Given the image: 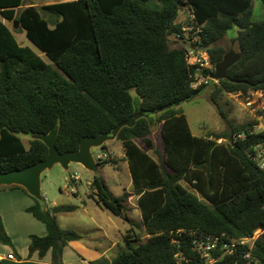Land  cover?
Segmentation results:
<instances>
[{
	"label": "trees",
	"instance_id": "obj_1",
	"mask_svg": "<svg viewBox=\"0 0 264 264\" xmlns=\"http://www.w3.org/2000/svg\"><path fill=\"white\" fill-rule=\"evenodd\" d=\"M184 5L192 7L203 25L200 46L210 56L213 75L230 52L220 41L238 28L236 53L241 58L227 79L211 84L215 106L223 93H264V19H254V0H71L43 6L0 0V173L47 158L48 147L33 138L26 146L24 135L57 130L56 148L63 154L78 151L85 137L112 132L136 109L149 116L123 127L117 136L142 220L130 218L127 192L115 196L95 175L90 197L130 229L124 235L125 250L112 260L91 264H176L178 246L190 264H204L193 251L190 232L233 240L250 238L258 230L263 234L252 258L264 264V172L248 156L264 133L250 135L258 126L251 122L193 135L181 105L207 86L192 88L195 67L187 61L186 47L175 40V34L182 33L178 19ZM5 21L13 26L18 22L46 59L21 46ZM153 115L161 125L162 150L150 138ZM242 133L248 137L235 140ZM108 163L118 162L109 159L99 165ZM8 188L33 199L27 212L46 228L44 237L31 236L29 255L37 252L44 258L51 251L52 264H64V248L82 235L61 229L57 215L77 207H44L24 188ZM0 242L12 245L1 216ZM248 251V246H240L228 256L218 250L214 264H247Z\"/></svg>",
	"mask_w": 264,
	"mask_h": 264
},
{
	"label": "rangeland",
	"instance_id": "obj_2",
	"mask_svg": "<svg viewBox=\"0 0 264 264\" xmlns=\"http://www.w3.org/2000/svg\"><path fill=\"white\" fill-rule=\"evenodd\" d=\"M71 0H25V5L33 4L35 6L49 5L59 2H65ZM253 13L255 20L264 19V2L263 0H254ZM187 15H181L178 19V23L182 26L187 22ZM10 28L14 31L16 40L21 46L30 47L41 57L46 59L45 55L29 41L24 30H20V26L14 28L12 22H8ZM238 28L233 27L227 35L220 41V44L225 46L230 51L236 52L237 44L236 37ZM214 86H207L204 91L195 98L185 101L181 107L188 118L189 125L192 132L195 135H206L209 132H223L229 128L230 125L239 126L242 124H248L251 122H258V126L264 128V110L253 111L244 104V97L239 94L223 93L217 98V106L212 102L211 92ZM133 95L137 98L136 92L133 91ZM154 120L156 115H153ZM258 130V129H257ZM32 137L29 135L22 136V139L26 146H29V140ZM154 147L158 150H162V134L161 125L155 120L152 125V134L150 135ZM141 147H144V143L141 140L137 141ZM107 149H93L95 160L98 163L103 162L98 160L99 155L107 153L110 159H115L118 163L113 165L108 163L103 167H99L98 171L91 172L86 170L79 164L71 163L68 169H64L61 165L56 164L51 169L46 170L42 175V203L44 207H49L52 204L55 205H70L74 202L75 196L73 193H77L82 199L88 201L89 196L92 194L90 189L91 182L95 175L101 176L107 183L109 189L115 196H122L124 193L129 194L127 201L128 214L133 221L141 222L142 216L138 208V196L135 193L132 177L127 162L123 154V148L120 141H108L104 144ZM150 154L153 151L149 150ZM76 176H78L77 179ZM189 190L193 191L196 195L201 197L194 189H192L187 183L182 182ZM8 187H3L1 190H7ZM202 199V197H201ZM76 200V199H75ZM204 201V199H202ZM78 201V202H77ZM75 203H79L77 200ZM86 210L94 217H100L107 226H112V220L117 225L121 226L123 232L125 229L130 228V225L124 222L122 219L112 215L109 211L103 209L99 211V216L95 213L94 207L91 204L86 206ZM90 217L84 212L82 208L73 215H62L60 217L61 229H69L73 226H87ZM141 233H143L141 231ZM263 234V233H262ZM143 238L146 236L143 234Z\"/></svg>",
	"mask_w": 264,
	"mask_h": 264
},
{
	"label": "crops",
	"instance_id": "obj_3",
	"mask_svg": "<svg viewBox=\"0 0 264 264\" xmlns=\"http://www.w3.org/2000/svg\"><path fill=\"white\" fill-rule=\"evenodd\" d=\"M6 23L8 24V22ZM193 135L199 137L203 136L195 135L194 133ZM115 141L118 140L115 139ZM121 156L125 159L124 149ZM1 189L0 216L3 219L5 230L12 240V245H4L0 242V262L3 264H52L51 251H49L44 258H40L37 252L32 256L29 255L31 236L44 237L46 235L45 226L31 213L27 212V209L34 205L33 199L19 189ZM73 194L76 200H72L74 203L70 205L76 206L77 209L73 212L58 214L57 219L59 225L62 215H73L82 208L84 212L89 215L90 220L86 223L87 226L72 225L69 229H65L81 234L82 239L72 241L64 248L63 263L91 264L103 258L112 260L126 249L124 235L130 228L125 229L123 232L121 226L117 225L112 220H110L112 226H107L100 217L94 218L86 210V206L91 204L94 207L95 213L99 216V211H103L104 208L97 203L96 199L89 196L88 201H85V199H82L77 193ZM77 200H80L79 203L81 205L75 203ZM56 206L57 205L52 204L48 208ZM11 254L14 256V259H8V256Z\"/></svg>",
	"mask_w": 264,
	"mask_h": 264
},
{
	"label": "built area",
	"instance_id": "obj_4",
	"mask_svg": "<svg viewBox=\"0 0 264 264\" xmlns=\"http://www.w3.org/2000/svg\"><path fill=\"white\" fill-rule=\"evenodd\" d=\"M181 15H187V22L182 26V33L175 34V40L183 44L187 49V61L191 66L195 67L196 75L192 83V88L198 90L203 86L211 84H219V81L214 79L213 64L210 56L201 44V34L203 32V25H200L195 17L194 11L191 6L184 5L181 8ZM244 104L246 107L257 111L264 110V93L261 91L253 92L247 97H244ZM258 129V130H257ZM264 133V128L257 126L254 130L250 131V135ZM248 137V134L242 133L235 137V140H243ZM248 156L264 172V140L254 145L248 152ZM110 157L107 153L99 155L98 160H109ZM76 176L75 179H77ZM179 231L178 233H180ZM262 230H258L250 238H240L233 240H225V236L204 235L197 232H190L192 237L193 251L200 256L204 264H214L217 261L215 253L222 250L226 255H235L240 246H248L249 251L244 255V259L248 261L247 264H260L258 260H253L252 249L255 242L259 239ZM176 264H190V260L186 257L181 247L178 246L177 254L175 255ZM8 259H14L11 254Z\"/></svg>",
	"mask_w": 264,
	"mask_h": 264
},
{
	"label": "water",
	"instance_id": "obj_5",
	"mask_svg": "<svg viewBox=\"0 0 264 264\" xmlns=\"http://www.w3.org/2000/svg\"><path fill=\"white\" fill-rule=\"evenodd\" d=\"M18 26L19 23L17 22L14 28ZM240 58V54L234 51L228 52L223 60L216 64L214 79L217 81L227 79L228 70L237 63ZM141 117L148 118L149 116L142 112H138L136 109L135 114L130 120L119 124L112 132L100 134L96 137L83 138L76 152H66L62 154L58 151L56 148L57 130H52L49 134L44 136H33V139L42 141L48 147L49 153L47 158L21 170L1 172L0 189L3 187L20 186L33 198L42 200V175L46 170L51 169L56 164L61 165L64 169H68L71 163H76L88 171H98L100 163L95 160L92 150L101 149L108 141L117 139L118 133L123 127L133 126Z\"/></svg>",
	"mask_w": 264,
	"mask_h": 264
}]
</instances>
